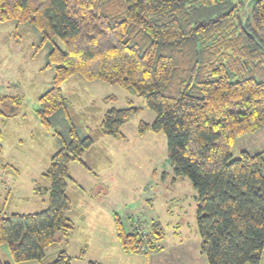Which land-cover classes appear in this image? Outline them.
<instances>
[{"label": "trees", "instance_id": "16d2710c", "mask_svg": "<svg viewBox=\"0 0 264 264\" xmlns=\"http://www.w3.org/2000/svg\"><path fill=\"white\" fill-rule=\"evenodd\" d=\"M250 1L0 0V24L28 25L39 34L32 59L48 48L43 69L54 75L36 111L44 129L72 122L62 86L74 76L144 100V108L129 100L127 108L109 109L89 136L72 124L67 138L55 132L61 148L33 185L35 195L48 196L47 207L31 214L0 210V264H70L69 215L79 200L72 204L69 166L78 162L97 176L83 155L102 138L125 141L121 128L144 109L155 118L139 123V135H164L171 168L197 193L199 252L207 264H262L264 149L231 159L238 138L264 127V0L249 10ZM22 105L21 95L0 97V117L16 118ZM2 139L0 130L3 171L10 166L2 163ZM115 227L125 254L163 249L158 221L130 234L119 218ZM55 245L64 250L48 263L46 250Z\"/></svg>", "mask_w": 264, "mask_h": 264}, {"label": "rangeland", "instance_id": "374dc122", "mask_svg": "<svg viewBox=\"0 0 264 264\" xmlns=\"http://www.w3.org/2000/svg\"><path fill=\"white\" fill-rule=\"evenodd\" d=\"M253 1L247 4L249 10ZM38 41L39 34L28 25L0 24V97L23 96L19 116L0 117L2 163L10 166L0 170V210L8 213L31 214L46 209L48 196L35 195L33 185L41 182L51 156L61 148L55 132L67 138L72 124L80 136H89L109 109L127 108L129 100L132 107L144 108L143 99L118 86L74 76L62 86L72 122L44 129L36 118L38 98L49 88L54 69H43L48 48L32 59ZM109 97L114 100L105 102ZM154 118L152 111L144 109L121 128L125 141L105 137L95 142L82 159L97 176L78 162L70 164L72 204L79 200L69 215L75 226L65 249L70 264H167L169 256L178 252L188 254L184 264H207L199 253L196 191L186 176L175 175L167 158L164 135L138 133L141 121L151 124ZM262 149L264 127L238 138L231 159L239 158L243 151L255 153ZM116 218L127 234L136 227L147 229L152 221L160 222L165 233L161 254L145 257L123 253L116 238ZM60 250H64L61 245L48 248L46 262H52ZM1 251L6 254L2 259L8 260L6 246Z\"/></svg>", "mask_w": 264, "mask_h": 264}, {"label": "crops", "instance_id": "0c3cea01", "mask_svg": "<svg viewBox=\"0 0 264 264\" xmlns=\"http://www.w3.org/2000/svg\"><path fill=\"white\" fill-rule=\"evenodd\" d=\"M236 2H242V0H235ZM244 152V151H243ZM256 153V152H255ZM163 250H161L160 253L162 252ZM200 253V252H199ZM155 254V253H154ZM128 255V254H127ZM138 255H142V254H138ZM151 255V254H150ZM150 255H143L145 257H149ZM136 256V255H135ZM188 257V254L186 253H182V252H178L177 254H173V256H169V264H184L183 260L184 259H187ZM164 258V257H163ZM167 263V264H168ZM262 264H264V258H263V261H262Z\"/></svg>", "mask_w": 264, "mask_h": 264}]
</instances>
